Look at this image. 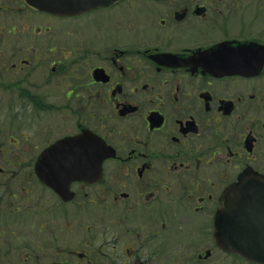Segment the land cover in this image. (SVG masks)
<instances>
[{"label": "flooded vegetation", "instance_id": "obj_1", "mask_svg": "<svg viewBox=\"0 0 264 264\" xmlns=\"http://www.w3.org/2000/svg\"><path fill=\"white\" fill-rule=\"evenodd\" d=\"M261 4L0 0V155L29 170L0 163V264H221L223 192L263 173L247 119L264 70L214 77L198 54L264 44ZM86 133L99 177L64 149Z\"/></svg>", "mask_w": 264, "mask_h": 264}, {"label": "water", "instance_id": "obj_2", "mask_svg": "<svg viewBox=\"0 0 264 264\" xmlns=\"http://www.w3.org/2000/svg\"><path fill=\"white\" fill-rule=\"evenodd\" d=\"M237 43V47H233L226 42L205 52V69L220 76L238 73L259 75L263 60L256 66L251 65L247 62L250 53L255 51L251 43ZM260 47L257 46V49ZM63 143L65 150L80 146L82 152L87 154V162H90L92 152L100 149L95 137L87 133L78 140H65ZM48 151L42 154L43 162L47 161ZM81 162L84 164L86 161ZM100 163L101 160L98 161L99 166ZM220 204L214 222V234L219 246L254 264H264V176L252 169L245 170L237 182L224 191Z\"/></svg>", "mask_w": 264, "mask_h": 264}, {"label": "rangeland", "instance_id": "obj_3", "mask_svg": "<svg viewBox=\"0 0 264 264\" xmlns=\"http://www.w3.org/2000/svg\"><path fill=\"white\" fill-rule=\"evenodd\" d=\"M261 11H262V25H259L257 27L258 31L260 30L262 33H264V4H261ZM239 23H234V26L238 25ZM235 33L237 35H242L243 37H248L249 35H255V33H246L243 34V32L239 31V28L236 26V29L234 27ZM260 33V32H259ZM264 39V35H263ZM253 86L252 89H250L251 94H254V99L252 100V106L249 111V117L247 119V123L252 125L255 124L256 126V133H259L260 139H259V154L262 155L263 159L262 161H259L255 164L256 168L259 169L264 173V81H257L256 84L251 85ZM6 157V158H5ZM5 157L0 155V163L1 165L6 168V178L13 177H21V175H27L29 170H21L18 168L17 164L15 165L14 159L15 157L13 155H6ZM221 264H246L241 260L237 259H231L228 258L224 254L223 259L221 260Z\"/></svg>", "mask_w": 264, "mask_h": 264}]
</instances>
